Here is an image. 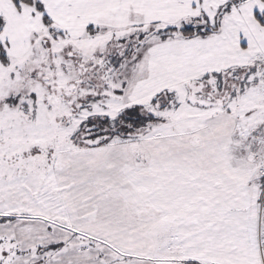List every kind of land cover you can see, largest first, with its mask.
<instances>
[{"label": "snow or ice", "instance_id": "6c2138e0", "mask_svg": "<svg viewBox=\"0 0 264 264\" xmlns=\"http://www.w3.org/2000/svg\"><path fill=\"white\" fill-rule=\"evenodd\" d=\"M0 264H264V0H0Z\"/></svg>", "mask_w": 264, "mask_h": 264}]
</instances>
